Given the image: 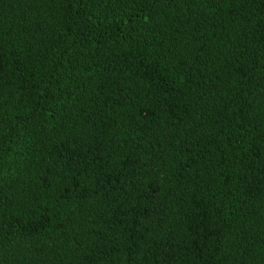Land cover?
Listing matches in <instances>:
<instances>
[{"label":"trees","instance_id":"trees-1","mask_svg":"<svg viewBox=\"0 0 264 264\" xmlns=\"http://www.w3.org/2000/svg\"><path fill=\"white\" fill-rule=\"evenodd\" d=\"M0 264H264V0H0Z\"/></svg>","mask_w":264,"mask_h":264}]
</instances>
